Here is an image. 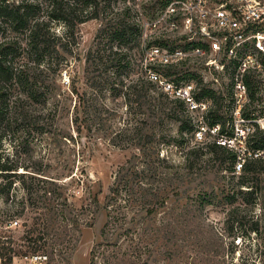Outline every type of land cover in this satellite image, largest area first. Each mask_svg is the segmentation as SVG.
<instances>
[{
	"label": "trees",
	"instance_id": "trees-1",
	"mask_svg": "<svg viewBox=\"0 0 264 264\" xmlns=\"http://www.w3.org/2000/svg\"><path fill=\"white\" fill-rule=\"evenodd\" d=\"M111 1L0 0V194L10 189L13 177L29 175L30 179H38L40 176L34 173L43 175L39 165L34 168L21 162L18 152L26 150L32 133H49L56 117L67 111L66 104L61 101L52 107L48 102L55 93L61 69L69 62L67 55L73 56L76 27L98 18L102 10L109 9ZM101 2L104 3L102 7ZM153 9L154 5L150 10ZM128 19L129 12L115 11L114 16L103 23L95 35L98 46L95 49L90 47L84 57L86 89L80 95L75 85L70 90L78 97L71 113V124L76 132L81 133L84 129L88 133L92 130L106 133L110 130L105 134L110 145L135 150L116 171L106 195V205L114 206L110 210L105 206L108 221L101 230L105 240L118 229H109V223L126 220L127 213L122 212L124 207L136 204V214L145 212L144 216H151L165 204L169 193L179 197L186 192L185 185L198 177H205V173L199 172L201 169L214 167L217 163L218 171L236 172L235 165L242 151L241 148L217 142L218 136L211 135L210 131L208 135L215 136V139L200 141L185 149V143L194 137L200 121L209 130L218 126L219 132H223L225 120L217 114V110L209 108L207 115L196 122L186 114L182 100L169 98L147 79H132L125 84L123 70L131 61L128 53L122 50V45L136 46L141 36L138 25ZM60 22L65 26V36L54 31L53 26ZM114 41L117 43L114 44ZM262 63L264 65V59ZM172 68H166L165 75L176 74ZM251 72L254 74L247 71L241 76L250 100L255 94L253 86L256 81ZM107 93L114 99L121 98L125 107L122 113L125 117L116 129L106 125V120L115 115L103 100ZM214 93L202 86L194 97L199 101L214 97ZM61 94L59 92L57 96ZM245 107L243 105L240 109L242 117L253 120ZM170 121L178 123L176 135L168 132ZM94 125L98 128H92ZM251 125L254 129L246 134L243 146L245 157L242 158L238 181L232 185L227 182L228 191L223 195L232 206L225 216V232L228 231L232 239L228 245L218 246V257L224 264H264V212L249 216L243 213L246 207L256 206L261 198L264 201V157L253 156L256 151H264V130L259 129L255 122ZM226 135L231 140L234 134L227 132ZM161 143H174L180 160L176 162L171 154L162 153L158 148ZM20 167L25 171H20ZM222 190L225 191V188ZM238 194L242 197L237 198ZM208 196L204 201L211 203L216 193L211 190ZM117 198L124 205L118 204ZM48 210L50 213L43 225L28 231L19 246H25L34 253L39 249L38 244L46 245V237L52 235L51 245L60 246L59 253L63 254L69 248L70 236L65 226L57 230L55 225L70 218L65 216L63 208L50 207ZM7 236L6 232L0 231V238ZM238 236L245 238L246 252H237L241 241ZM254 238L261 240L254 241L256 247L251 253L249 243ZM6 242L9 240L0 242L3 243L0 244V259L9 263L12 253L17 255L22 249H13L4 244Z\"/></svg>",
	"mask_w": 264,
	"mask_h": 264
},
{
	"label": "rangeland",
	"instance_id": "rangeland-1",
	"mask_svg": "<svg viewBox=\"0 0 264 264\" xmlns=\"http://www.w3.org/2000/svg\"><path fill=\"white\" fill-rule=\"evenodd\" d=\"M103 5L101 2L100 7ZM122 8L123 4L119 1L114 4L111 1L109 9L102 10L98 18L77 25L74 36L76 43L72 46L73 56L67 55L69 62L61 69L55 93L48 102L52 107L54 103L61 101L66 104L67 111L56 117V122L49 133L42 135L32 133L28 137L26 150L21 149L18 152V156L22 158L21 162L34 168L39 165L43 175L34 173L40 176L38 179H30L29 175L23 178L13 177L14 182L10 189L0 194V231L8 234L7 237H1L0 242L7 239L9 242L4 244L10 245L13 249H22V254L31 253L27 247L19 246L23 243L22 237L34 227L43 225L50 213L48 208L58 210L63 208L65 216L70 219L58 221L55 229L66 227L70 236L69 248L60 254V246H52L50 243L54 237L47 236L48 243L41 244L42 246L38 244L37 252L47 254L48 264H90L91 261H94V264H224L218 257V246L228 245L232 239L228 231L225 232V216L232 206L223 195L228 191L226 183L230 182L232 185L237 182L240 171L234 173L218 171L217 163L214 167L201 169L199 172L205 173L206 176L198 177L194 182L185 185L186 192L179 197L169 193L165 204L157 208L151 216H144L145 212L136 214V204L124 207L122 212L127 213L126 220L109 223V229L116 227L118 229L108 236V240L101 236V230L108 221V209H105V206L109 187L118 168L135 153V150L110 145L105 135L110 130L106 133L102 130H92L88 133L84 129L81 133L76 132L71 124V113L75 102L78 103V97L70 90L75 85L80 95L86 89L85 54L90 47L95 49L98 46L95 35L103 23ZM154 13L155 11L150 12L148 18H152ZM53 27L57 34L65 36V26L62 22L56 23ZM155 34L146 39V44L156 38ZM179 37L174 45L199 43L198 37L193 33H182ZM116 43L117 41H114V44ZM122 50L128 53L131 61L123 70L125 84H129L132 79H145L143 68L145 53L141 37L138 45L133 47L122 45ZM248 52L257 55L260 61L264 59V54L253 47L248 48ZM225 62L228 68L218 72L214 69H203L204 66L197 62L173 67L176 72L173 75H165L168 67L158 64L154 67L164 79L174 80L175 84L190 82L193 85V94L202 86L215 92L214 97L199 100L206 105L205 112L201 107L191 108L185 104L186 114L197 122L201 119V114H204V117L207 115L209 108L217 110V114L225 120V127L222 133L218 128L215 133L210 134L218 136L219 143L241 148L239 157L242 162V158L245 157L243 146L246 134L254 129L252 122L264 130V70L254 74L251 72V75H255L256 81L253 86L255 94L250 100L246 89L242 87V74H236L235 65L230 64L229 60ZM178 77L180 79H177ZM59 92L62 94L57 96ZM105 97L104 102L110 111L115 113L106 120V125L116 129L125 117L122 114L125 109L123 101L121 98L114 99L108 93ZM243 105H246L245 110L251 117L253 116V120L242 117L240 109ZM79 116L82 117L81 112ZM177 126L178 123L170 121L168 132L176 135ZM94 127L98 128L97 125L92 128ZM227 132L234 134L230 143ZM211 135H208V131L204 132L201 141L215 139V136ZM189 139L190 141L185 143V149L199 142L194 137ZM158 148L162 153L171 154L176 162L180 160L174 143H161ZM12 152L11 149L10 153ZM19 170L25 171L21 167ZM222 188H225V191ZM211 190L216 193V198H211V203H207L204 200L209 198ZM236 197L242 196L238 194ZM116 202L124 205L120 199ZM112 206L114 205L109 204L107 207L110 210ZM262 212H264L262 198L256 206H248L243 211L248 216ZM10 220H17L18 223L10 228L8 226ZM237 239L241 237L238 236ZM244 240L245 238L238 243L237 249L240 251L237 252L248 250ZM259 240L261 239L250 240L251 253L256 247L254 243ZM220 243L222 245H219ZM21 253L17 255L12 253L15 256L9 263L0 259V264H21L19 260Z\"/></svg>",
	"mask_w": 264,
	"mask_h": 264
},
{
	"label": "built area",
	"instance_id": "built-area-1",
	"mask_svg": "<svg viewBox=\"0 0 264 264\" xmlns=\"http://www.w3.org/2000/svg\"><path fill=\"white\" fill-rule=\"evenodd\" d=\"M118 1L123 4L120 12H129L128 20L140 28L145 79L155 83L170 98L180 99L191 108L207 110L204 103L195 99L193 85L190 82L178 85L174 80L164 79L155 71L154 65L169 68L197 62L204 66L203 69L218 72L228 68L225 60H229L235 65L236 74L264 70L258 56L248 52V48L253 47L264 54V0H112V3ZM153 11L155 15L148 18ZM154 33L156 38L146 44V39ZM182 33L195 34L199 43L174 45ZM201 122L194 134L199 142L204 132L215 133L218 129L215 126L209 130ZM253 156L264 157V151H256ZM239 158L236 172L240 171L243 162ZM17 223V220H10L8 226L11 228ZM19 260L21 264H48L44 252L22 254Z\"/></svg>",
	"mask_w": 264,
	"mask_h": 264
}]
</instances>
